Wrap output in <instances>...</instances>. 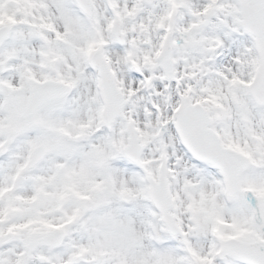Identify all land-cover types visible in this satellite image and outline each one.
I'll return each instance as SVG.
<instances>
[{"label": "snow or ice", "instance_id": "1", "mask_svg": "<svg viewBox=\"0 0 264 264\" xmlns=\"http://www.w3.org/2000/svg\"><path fill=\"white\" fill-rule=\"evenodd\" d=\"M0 264H264V0H0Z\"/></svg>", "mask_w": 264, "mask_h": 264}]
</instances>
